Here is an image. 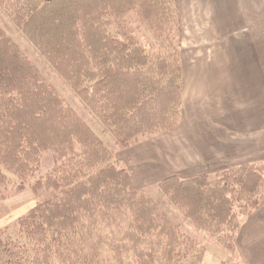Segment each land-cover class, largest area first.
<instances>
[{"label": "trees", "instance_id": "obj_1", "mask_svg": "<svg viewBox=\"0 0 264 264\" xmlns=\"http://www.w3.org/2000/svg\"><path fill=\"white\" fill-rule=\"evenodd\" d=\"M0 4L122 148L180 125V52L124 43L107 29L111 17L134 12L140 21L169 32L166 25L179 23L173 0ZM48 148L56 151V164L38 185L58 194L19 221L17 242L0 240V264L203 263L205 249L182 234L144 190L131 189V171L118 164L92 127L0 29V163L30 175ZM215 176H174L158 187L187 219L215 227V233L225 231L220 240L233 236L235 246L241 226L236 206H247L249 214L264 205V161Z\"/></svg>", "mask_w": 264, "mask_h": 264}, {"label": "crops", "instance_id": "obj_2", "mask_svg": "<svg viewBox=\"0 0 264 264\" xmlns=\"http://www.w3.org/2000/svg\"><path fill=\"white\" fill-rule=\"evenodd\" d=\"M176 2L180 9L193 8L194 21L203 23L195 38L219 41L218 52L208 55L218 60L193 71L187 56L180 133L170 134L174 143H161L154 150L155 162L139 158L130 166L134 190L158 186L174 176H211L264 159V1ZM254 4L261 7L255 15ZM197 61L194 65H200ZM193 96L197 99L190 107ZM236 248L245 264H264V207L243 222Z\"/></svg>", "mask_w": 264, "mask_h": 264}, {"label": "rangeland", "instance_id": "obj_3", "mask_svg": "<svg viewBox=\"0 0 264 264\" xmlns=\"http://www.w3.org/2000/svg\"><path fill=\"white\" fill-rule=\"evenodd\" d=\"M173 2L177 8L176 11L178 12V16L176 19L179 20V23L171 26L166 25L169 32L159 31L155 29L153 25L142 20L140 21L137 18V14L134 12L126 13L122 18L115 16L110 18L107 29L117 39L124 43H134L135 45H139L153 52L177 49V52H180V62L182 66V119L180 125L171 132L154 136L127 148H122L120 146L109 127L90 111L68 80H66L53 67L48 59L41 54L36 46L32 44L18 25L13 22L1 4L0 29L6 32L31 58L47 82L55 88L60 98L72 107L78 115L92 127L94 132L111 150L118 164L131 171L130 169L132 168H130V166H133L134 162L139 158L149 162H155L153 158V154L155 153L154 150L158 148L161 143L166 144L167 142H173L170 141L172 140L170 139V134L176 136L180 133L179 130L182 126L184 116L183 85L184 66L187 63V56H189L193 71H195L194 68L205 67V64L208 62L217 63L218 60L216 56L214 58L208 55H211L212 53L210 52L214 49L218 52L219 41L195 38L199 36L198 29L203 28V23H200V26L196 24L192 14L193 8L183 7L180 9L176 0H173ZM256 5L257 4H254V8L252 7L253 9L251 10L253 15L258 14L261 10V7H256ZM255 8L257 9L255 10ZM197 59L199 61H197ZM195 61L199 62L200 65H194ZM209 69L211 70V68ZM194 96L189 100L190 107L193 100L197 99L194 98ZM55 161L56 151L48 148L41 152L38 167L35 172L30 175L17 174L12 169L0 163V240L2 239L4 245L5 241L8 242L11 239L14 240V242L19 240L17 239V233L20 229L19 221L24 219L33 207L40 202L53 199L57 196L58 192L56 189L47 188L45 185H38L40 180L45 181L44 177L54 169L56 164ZM161 161L165 162L163 159ZM260 161H264V159L259 160V162ZM215 175H211L212 179L216 178ZM134 186L139 185L137 184ZM131 189H133L132 185ZM144 191L159 204L160 208L180 228L182 234L205 249L204 261L202 264H245L239 257L236 243L235 246H233V236L227 235L226 241H221V233L225 234V231L215 233V227L214 230L205 229L197 223L187 219L183 211L174 204L158 186H151ZM238 207L239 206H236V211L238 213L240 225H242L251 213L264 207V205L253 210L249 214L244 213L248 209L247 206L242 209ZM1 256L2 252H0V261H2ZM100 262V264H107V260H101Z\"/></svg>", "mask_w": 264, "mask_h": 264}]
</instances>
